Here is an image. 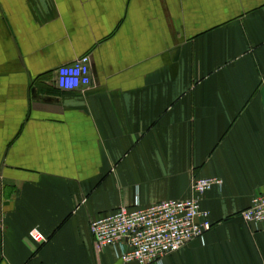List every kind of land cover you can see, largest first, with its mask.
I'll use <instances>...</instances> for the list:
<instances>
[{
    "label": "crops",
    "instance_id": "obj_1",
    "mask_svg": "<svg viewBox=\"0 0 264 264\" xmlns=\"http://www.w3.org/2000/svg\"><path fill=\"white\" fill-rule=\"evenodd\" d=\"M263 191L264 0H0V264H137L91 220L193 197L211 229L162 264H264Z\"/></svg>",
    "mask_w": 264,
    "mask_h": 264
},
{
    "label": "built area",
    "instance_id": "obj_2",
    "mask_svg": "<svg viewBox=\"0 0 264 264\" xmlns=\"http://www.w3.org/2000/svg\"><path fill=\"white\" fill-rule=\"evenodd\" d=\"M57 85L63 90L86 88L91 84L89 56L83 55L57 70ZM219 177L193 179L191 189L203 195L213 186H220ZM247 223H264V191L253 196L250 205L241 212ZM208 213L200 207L199 198L168 199L142 207L122 205L115 211L95 217L90 232L102 249L120 246L123 262L162 264V260L194 238H201L211 229ZM29 235L37 242L46 238L38 230Z\"/></svg>",
    "mask_w": 264,
    "mask_h": 264
}]
</instances>
